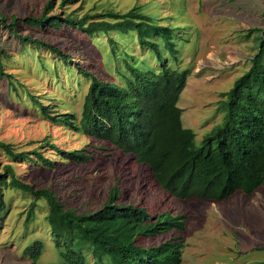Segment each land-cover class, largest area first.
<instances>
[{
	"label": "rangeland",
	"instance_id": "374dc122",
	"mask_svg": "<svg viewBox=\"0 0 264 264\" xmlns=\"http://www.w3.org/2000/svg\"><path fill=\"white\" fill-rule=\"evenodd\" d=\"M46 0H0V48L3 70L12 75L9 84L0 77V141L16 151L37 147L44 157L55 161L45 166L34 156L14 161L0 149V172L10 164L15 175L35 189L49 188L67 206L78 211L100 209L115 180L120 200L145 208L149 217L169 212L185 216V230L138 237L141 246H152L177 237L183 240L182 264H264V187L251 196L240 191L220 202L208 199H177L162 190L148 167L110 143L75 132L52 115L73 113L79 117L89 81L85 70L100 80L119 81L124 66L116 48L156 70L158 61L186 71V82L177 105L184 127L195 134V144L219 125L224 116L222 93L250 66L264 30V0H75L61 8L60 0L51 13L70 14L74 19L97 13H125L139 6L148 23L161 59L152 47L139 44L137 30L125 34L110 31L88 37L83 31L61 25L27 26L23 18L39 16ZM11 16L16 35L8 28ZM108 20H111L107 18ZM162 27L170 29L164 31ZM19 36H29L55 45L67 60L43 45H20ZM172 47L174 50L172 51ZM117 58V59H116ZM120 71L116 70V61ZM129 60V58H127ZM263 60V59H262ZM115 62V63H114ZM41 105L47 106V114ZM53 143L63 150L82 149L90 155L85 162L62 160L51 150ZM5 208L0 211V264H51L59 262L50 228L45 220L46 204L37 200L34 219L26 221L33 195L10 186L0 190ZM44 249L35 263L24 253L33 240ZM89 264H98L87 253Z\"/></svg>",
	"mask_w": 264,
	"mask_h": 264
},
{
	"label": "trees",
	"instance_id": "16d2710c",
	"mask_svg": "<svg viewBox=\"0 0 264 264\" xmlns=\"http://www.w3.org/2000/svg\"><path fill=\"white\" fill-rule=\"evenodd\" d=\"M74 1L60 0L56 6L61 8ZM53 4V0H46L39 16L24 17L23 22L32 27L65 25L85 32L88 37L110 31L125 34L139 28V44L152 47L161 59L156 44L148 39L150 30L140 28L155 26L148 23L149 18L140 12L139 6L125 13H97L74 19L70 14L51 13L56 7ZM5 20L0 15V24H5ZM17 21V17L11 16L7 23L15 35ZM162 29L170 31L165 27ZM17 39L21 46L36 43L62 59H68L55 45L26 35H17ZM110 43L113 50L121 54L117 58L122 60L125 69L119 73V81L100 80L81 70L89 84L79 117L65 112L52 115V120L132 155L137 163L148 167L162 190L177 199L200 198L220 202L237 191L251 196L258 188L264 187V30L250 66L222 93L225 110L221 123L200 144H195L193 130L183 126L182 111L177 105L185 86L186 71L174 69L161 61H158L159 69L156 70L144 61L135 62L132 55L118 50L114 40L110 39ZM2 56L6 57V53L0 48V77H5L11 84L12 75L4 72ZM115 62L117 71H120V65L117 60ZM35 102L42 113H48L47 106ZM48 145L62 160L82 163L90 158L82 149L63 150L53 143ZM39 147L16 151L10 143L0 141V149L14 161L33 155V161H40L45 166L54 165L55 161L44 157ZM1 168L0 190L3 186H10L33 195L26 221L34 219L35 202L45 201V220L60 258L59 262L51 264H89L87 253L98 264H182V238L174 237L152 246H141L137 241L138 237L173 230L183 232L186 225L183 214L162 212L149 217L144 207L119 201L117 180L108 190L100 209L78 211L67 206L49 188L35 189L18 178L10 164H3ZM4 208L0 197V211ZM44 246L42 240H33L25 247L24 253L35 263Z\"/></svg>",
	"mask_w": 264,
	"mask_h": 264
},
{
	"label": "bare ground",
	"instance_id": "6f19581e",
	"mask_svg": "<svg viewBox=\"0 0 264 264\" xmlns=\"http://www.w3.org/2000/svg\"><path fill=\"white\" fill-rule=\"evenodd\" d=\"M261 60H262V59H261ZM175 69H176V68H175ZM116 70H117V69H116ZM183 71H184V70H183ZM253 107H254V106H253ZM133 131H134V130H133ZM133 131H132V132H133ZM243 160H244V159H243ZM81 264H82V263H81Z\"/></svg>",
	"mask_w": 264,
	"mask_h": 264
}]
</instances>
